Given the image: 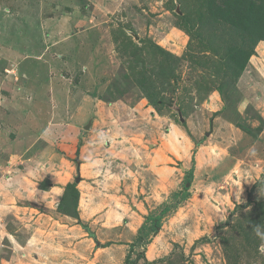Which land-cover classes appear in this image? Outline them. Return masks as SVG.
<instances>
[{
	"label": "rangeland",
	"instance_id": "rangeland-1",
	"mask_svg": "<svg viewBox=\"0 0 264 264\" xmlns=\"http://www.w3.org/2000/svg\"><path fill=\"white\" fill-rule=\"evenodd\" d=\"M187 11L179 0H0L1 26L29 18L48 44L58 42L50 63L36 54L23 64L4 60L0 46V264H125L145 218L182 191L193 166L192 198L132 259L144 252L138 264H264V42L235 76L230 42L216 35L233 46L242 36L212 24L207 48H190L175 14ZM83 92L114 107L108 125L92 117L74 127ZM169 116L184 127L191 117L198 134L187 132L171 151L172 168L184 174L166 182L149 168L159 138L149 125ZM111 143V151H135L114 158ZM73 183L77 217L58 208Z\"/></svg>",
	"mask_w": 264,
	"mask_h": 264
},
{
	"label": "trees",
	"instance_id": "trees-1",
	"mask_svg": "<svg viewBox=\"0 0 264 264\" xmlns=\"http://www.w3.org/2000/svg\"><path fill=\"white\" fill-rule=\"evenodd\" d=\"M183 1L184 7L188 9L187 14L176 16L182 20L184 27H181L189 37V47L199 46L207 48V40L204 39V30H207L208 26L217 25L222 23L225 28H229L230 31L236 32L237 36L244 42L242 45L233 46L231 39H221L219 35H216V39L222 44L230 42L226 53L229 60L234 65L235 76L241 75L242 70L247 64L250 57L255 54V47L260 42H264V3H257L255 0H197L195 6L190 7L188 4L191 0ZM220 32V31H219ZM222 34V32H221ZM227 34V33H225ZM223 35V34H222ZM233 36V35H232ZM231 36V37H232ZM210 41V40H208ZM252 43L251 47L245 48L246 44ZM231 51L229 52V50ZM243 49H250L249 51ZM164 52V51H162ZM193 63L201 64L200 60ZM226 64V67L231 64ZM155 96V94H153ZM151 98V97H149ZM152 99V98H151ZM183 125H185L183 123ZM195 163V159H193ZM194 166L190 171L186 172L184 178V185L181 192L173 194L156 213H150L146 218L142 226L137 231V235L132 243L129 245V252L125 259V264H138L140 260L145 259V253L138 254L136 259H132L133 254L137 248L146 249L152 242L153 234L159 229L163 220H166L173 215L180 205L192 198L190 188H187V184L191 183L194 178ZM257 183V186H260ZM79 191L77 190V184H69L65 188V194L59 205L61 213L69 214L73 212V216L77 217V206L79 201ZM72 214V213H71ZM84 231L89 235L91 239H95L99 245L95 234L86 226H82Z\"/></svg>",
	"mask_w": 264,
	"mask_h": 264
},
{
	"label": "crops",
	"instance_id": "crops-1",
	"mask_svg": "<svg viewBox=\"0 0 264 264\" xmlns=\"http://www.w3.org/2000/svg\"><path fill=\"white\" fill-rule=\"evenodd\" d=\"M29 18L26 19H21L22 21H19L15 18V25L16 26H11L10 27V23H8V26H1L0 25V38L3 39V42L0 43V46L6 49H3L4 51L8 52V56L4 58V60H11L12 62H17V63H24L25 60L28 61H32L34 59H30L28 57V55H33L36 54L41 60L43 61V57L47 58V62L50 63L51 62H57L58 59L55 57H57L56 55L58 53H52V48H55L56 45H58V42L56 43V40L54 42H51V44H48V36L49 35H44L43 31H42V27H38L36 26V24L34 23L35 20L33 21H28ZM26 20V21H25ZM36 29H35V27ZM46 26V25H44ZM3 29V30H2ZM5 30V31H4ZM32 31H38L41 36H39L36 40H34L36 38V35H34V33L39 34L38 32H34L32 36L26 37V34L28 32H32ZM4 33H8L9 36H3ZM8 37L10 38L9 41H6L8 39ZM30 40V38H32ZM45 37V38H44ZM13 38V39H12ZM4 42H6L5 44H3ZM6 45V47L4 46ZM20 46L22 48V50L18 49V47L15 46ZM56 49H58V47H56ZM84 51V49H83ZM106 56V53H104ZM104 54L102 55V59H105ZM55 56V57H54ZM91 56V54H90ZM89 56V57H90ZM101 59V60H102ZM100 60V61H101ZM69 65L71 62H68ZM89 64V63H88ZM85 65L84 67L89 68L91 66L92 63H90L89 65ZM99 64V63H98ZM96 66L94 65L92 69L95 70ZM99 70H101L100 65L99 67H97ZM93 70V71H94ZM94 73V72H93ZM23 97V96H22ZM94 97H88L86 96V94L83 92L82 95L80 94L78 96V103L75 104L76 107L78 105H81V108L77 109L76 113H75V122L76 124L74 125V127H77V124L80 126V124H83L85 122V124L88 121H93L94 118L92 117H96L95 121L97 120H101V124H106L108 125L109 120H105L104 117H111L114 118L115 114H114V107L113 106H108L107 104L101 102L99 99L98 102L94 101ZM91 100H93V103H91ZM82 101V102H81ZM104 104V105H102ZM111 104V103H110ZM87 106H89V109H87ZM75 107V109H76ZM74 109V110H75ZM88 111V112H87ZM87 112L88 115H85L84 113ZM73 114V113H72ZM71 114V115H72ZM136 116V115H135ZM134 116V117H135ZM78 119H77V118ZM85 118V119H84ZM172 120H171V119ZM82 119L80 122L79 120ZM174 118L169 116V117H162L160 119V121H151L149 128L152 130V132H154V137H159L154 138V142L150 143V149L151 151H153V156L150 160V162L152 163V166L150 165V170L152 174H158L160 176V181H166L169 182L170 179L172 177H176V178H180L184 173V169L182 168L180 170V172L175 169L172 168L171 164L175 163V161H173V159L170 157V155L172 154L171 151L172 150H181V146H183L181 144L182 139H184L186 137V133L190 132L191 134H193L195 136L194 130H192L191 126H192V122L193 120H191V117H189L188 119H186V127L181 125H176L175 121H173ZM97 123V122H95ZM78 130V128H77ZM197 132H200V130H197ZM204 130L201 133V135L203 134ZM186 140V138H185ZM115 142V141H114ZM122 143V142H120ZM114 146V143H111L110 145V150L106 151V152H114L111 151ZM126 146V145H125ZM121 149L117 150L114 152L113 156L114 158H119V156H121V152L126 154V152H134L135 149L134 147H120ZM176 153V158L182 156V154H180V152H175ZM121 154V155H120ZM132 157V156H130ZM135 156H133L134 158ZM122 158V157H120ZM126 159H129V157H125ZM124 159V158H123ZM130 163H133L134 161L131 159L130 161L127 160ZM179 172V173H177ZM195 175V174H194Z\"/></svg>",
	"mask_w": 264,
	"mask_h": 264
},
{
	"label": "water",
	"instance_id": "water-1",
	"mask_svg": "<svg viewBox=\"0 0 264 264\" xmlns=\"http://www.w3.org/2000/svg\"><path fill=\"white\" fill-rule=\"evenodd\" d=\"M180 118H181V121L184 122V119H183L181 114H180ZM77 183H80V178L77 179ZM186 186H187V188H190V183L187 184ZM158 231H159V229H157V231L154 233V236H156L158 234Z\"/></svg>",
	"mask_w": 264,
	"mask_h": 264
},
{
	"label": "clouds",
	"instance_id": "clouds-1",
	"mask_svg": "<svg viewBox=\"0 0 264 264\" xmlns=\"http://www.w3.org/2000/svg\"><path fill=\"white\" fill-rule=\"evenodd\" d=\"M181 113L179 112V115H180ZM182 115V114H181ZM184 119V118H183ZM182 123H185V120H184V122H182ZM154 235V234H153Z\"/></svg>",
	"mask_w": 264,
	"mask_h": 264
},
{
	"label": "flooded vegetation",
	"instance_id": "flooded-vegetation-1",
	"mask_svg": "<svg viewBox=\"0 0 264 264\" xmlns=\"http://www.w3.org/2000/svg\"><path fill=\"white\" fill-rule=\"evenodd\" d=\"M191 185V184H190Z\"/></svg>",
	"mask_w": 264,
	"mask_h": 264
}]
</instances>
